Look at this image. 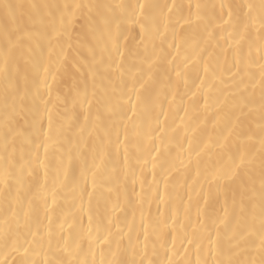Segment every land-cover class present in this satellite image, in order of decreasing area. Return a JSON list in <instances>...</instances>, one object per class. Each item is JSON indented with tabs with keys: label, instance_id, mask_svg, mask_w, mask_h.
<instances>
[{
	"label": "bare ground",
	"instance_id": "1",
	"mask_svg": "<svg viewBox=\"0 0 264 264\" xmlns=\"http://www.w3.org/2000/svg\"><path fill=\"white\" fill-rule=\"evenodd\" d=\"M6 2L19 6L15 15L25 32L46 30L52 35L55 33L51 32L47 10L41 11L33 5L113 2L134 8L144 5L142 15L137 9L139 23L128 22L124 26L126 31L119 42V52H102L101 44L96 49V59L103 55L107 61L111 55V60L126 73L138 75L147 48L155 62L152 79L145 86L146 94L159 93L161 106L154 110L144 108L136 100L132 81L126 76L127 87L121 85L111 96V103L120 108L119 115L112 117L115 123L100 109L92 95L93 78L86 71L85 58L90 61L92 57L79 43L87 9L73 10L75 15L68 21V36H56L51 45L48 40H41L37 48L25 41V48L32 47L37 67L25 66L19 58L16 65L10 66L14 80L18 79L17 68L23 74L27 67L29 95L25 107L30 111L22 114L23 118L17 117V126L22 131L28 129L25 121L35 118L47 130L50 118L53 139L46 141L44 136H33L31 142H26L22 136L15 137V159L23 157L21 163L31 161L23 175L4 176L0 161V228L8 218L11 231L16 230L15 221L6 215L8 201L13 207L22 201L25 208L31 202L33 231L36 221L42 232L51 228L53 242L51 247L46 240L40 247H30L21 240L13 249L10 245L6 247L0 237V261L112 264L114 260H122L127 264H169V261L185 264L198 256L202 261H210L206 239L201 254L194 245L184 242V238L194 239L205 230L215 229L221 235L230 231L234 226L231 223L233 195L239 201L244 183L258 190L264 176L260 131L264 61L260 40L253 32L251 65L247 69L251 79L245 75L244 84H238L234 65L241 55L248 56L249 46L247 40L236 43L238 38L229 26L227 10L220 7L258 0ZM149 16L159 21V38L142 40L145 33L141 25ZM209 21L212 25L206 27ZM55 23L59 27V14ZM13 27L0 10V50L4 47L5 29ZM177 71L180 76L176 75ZM116 76L112 71L109 79L113 85L118 83ZM3 87L0 77V100ZM19 87L23 91L22 79ZM241 96L246 98L244 103L250 102L243 116L235 110ZM3 122L0 103V156L4 155ZM56 129L62 132L59 137L55 136ZM101 140L105 155L104 164L98 168L93 166L91 154L85 161L73 147L84 141L91 146ZM240 158L247 166L242 168L241 179L231 189H226L224 182L218 184L212 179L211 173L230 167L233 160L239 162ZM99 163L97 160L96 164ZM20 231L23 233L24 229ZM60 236L67 241V247L64 243L57 245ZM104 236H108V242L99 243ZM258 248L256 239L255 245L241 258L258 260Z\"/></svg>",
	"mask_w": 264,
	"mask_h": 264
},
{
	"label": "snow or ice",
	"instance_id": "2",
	"mask_svg": "<svg viewBox=\"0 0 264 264\" xmlns=\"http://www.w3.org/2000/svg\"><path fill=\"white\" fill-rule=\"evenodd\" d=\"M17 7L19 6L12 5L6 2V0L5 2H0V10H3L14 25L12 29H5L3 37L4 47L0 50V56H2L3 60V67L0 68V77L3 78L4 83L2 100H0L4 110V122L2 126L4 155L0 156V161L3 163L4 176L23 175L31 163L30 159L21 163L23 157L20 160L15 159V137L22 136L26 142H31L33 136H44L46 141L53 139V136L50 135L53 132L50 118L47 130L35 118L31 121H25L28 124V129L22 131L17 126V117L23 118L22 114L27 115V111H30L26 110L25 107V102L29 95L27 67H25L23 74L17 68L18 79L14 80L10 75V66L16 65L19 58L23 60L25 66L31 65L33 68H36L37 62L32 54V47L25 48V41L29 45H35V47L39 48L41 40H48L51 45L52 40L56 36H68V21L75 15L73 10H88V14L83 17L84 23L82 27L84 32L83 38L79 40V43L82 47L86 48L92 57L90 61L85 58L87 61L86 71L93 78L92 95L96 98L97 104L108 118L112 120V117L119 115L120 108L118 105L111 103V96L117 92L121 85L127 87L126 76L132 81V89L136 95V100L144 108L154 110L156 107L161 106L159 93L146 94L147 89L145 86L152 79L151 73L155 62L152 55L148 54L147 48H145V56L141 60L138 75H133L130 71L126 73L119 64L111 60V55H109L107 61L103 55H101L99 60L96 59V49L101 44L103 45L102 52L110 53L112 50L119 52V42L124 37L126 31L124 26L128 22L139 23L136 19L137 9L141 10L142 15L144 5L140 4L135 6V8L130 4L116 2L33 5L34 8H38L41 11L47 10L46 15L50 20L51 32L55 33V35L50 34L46 30L25 32L19 25V18L15 15ZM199 7L197 5V8ZM220 7L227 10L226 15L228 16L229 26L234 30V34L238 38L236 43L239 44L241 40H247L248 42V56L241 55L239 61L234 65L236 67L235 75L239 76L238 84L242 85L244 84L245 75H248L249 79H251V75L247 72V69L251 65V48L254 44V41L251 40V35L253 32L259 37L261 60L264 61V0L227 6L222 4ZM57 14H59L60 19L59 27L55 23ZM211 25L212 22L209 21L206 27H211ZM141 28L145 33V37H142V40L145 38L152 40L159 38V21L155 17H145ZM229 35H233V32H230ZM152 47L155 50V43L152 44ZM160 51L163 53V47L160 48ZM176 53L179 55V47H176ZM81 66L83 67L84 65ZM112 71L117 73L116 80L118 83L116 85H113L109 79ZM176 75L180 76L181 73L177 71ZM19 79L24 81L25 87L23 91L19 87ZM97 80L99 81V85H97ZM105 80H108L107 84ZM261 93L260 131L261 146L264 149V63L261 64ZM245 100L246 98L241 96L240 102L235 105V110L241 116L244 115V109L249 107L250 102L244 103ZM99 119L100 116L98 115L97 120ZM112 123H115V120H112ZM60 135H62L61 130L56 129L55 136L59 137ZM73 147L85 161L87 160V156L91 154L94 167L98 168L104 164L105 145L102 140L99 143H93L91 146H89L87 141H84L82 144H77ZM45 153H47V147H45ZM68 156L69 161H71V151H69ZM97 160L100 162L99 165L96 164ZM62 165L63 161L60 162L61 167ZM246 166L245 160L240 158L239 162L233 160L230 167L215 171L211 173V176L218 184L222 181L226 189H231L241 179V170ZM95 175V172H93V177ZM241 189L239 201H237L235 194L233 195L231 223L234 226L230 231H226L221 235L215 229L205 230L203 234H196L194 239L184 238V242L194 245L198 253L201 254L204 252L203 241L206 239L210 261H202L198 256L195 261L187 260L185 264H264V176L261 178L258 190L254 185H250L249 183L242 184ZM52 195L54 197L55 193H52ZM6 215L14 220L16 224V230L11 231L8 218H5L3 221V227L0 228V237L3 238L6 247L10 245L15 249L21 243V240L23 244L30 247L33 245L40 247L46 240L51 247L53 242L51 228H47L46 231L42 232L39 222L36 221L35 231H33L34 221L31 202H28L27 208H25L22 201L17 202L16 207H13L12 202L8 201ZM21 228L24 229L23 233L20 231ZM256 239L259 240V259H242V255L248 251V248L255 245ZM106 242H108V236H104L99 240L101 244ZM56 243L57 245L64 243L65 247H67V241L62 236L57 238ZM0 264H6V262L0 261ZM57 264H60V262H57ZM79 264H92V262L82 261ZM112 264H127V262L114 260ZM169 264H172V262L169 261Z\"/></svg>",
	"mask_w": 264,
	"mask_h": 264
}]
</instances>
